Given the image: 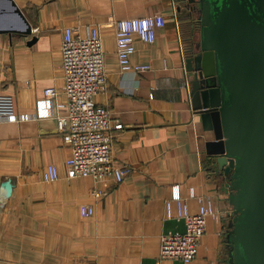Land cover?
Listing matches in <instances>:
<instances>
[{
	"label": "crops",
	"instance_id": "obj_1",
	"mask_svg": "<svg viewBox=\"0 0 264 264\" xmlns=\"http://www.w3.org/2000/svg\"><path fill=\"white\" fill-rule=\"evenodd\" d=\"M31 25L30 33L0 31V92L12 96L17 113H30L44 87L60 89L62 28L85 33L97 24L104 50L105 87L93 96L111 111L110 157L128 163L120 182L113 176H65L68 143L54 117L0 119V264H185L159 260L160 235L182 231V219H167L165 203L178 185L191 212L196 196L209 197L221 217H207L194 264H230L228 234L232 205L223 176L205 149L209 131L191 107L184 49L193 42L194 16L188 0H14ZM8 9L0 0V9ZM162 13L165 18L153 41L134 34V62L146 70H119L116 20ZM5 14H7L5 12ZM12 18V17H11ZM14 19L0 20V25ZM35 36V40H28ZM153 91L150 96L149 92ZM57 165L60 177L46 181V163ZM105 191L98 197L95 189ZM193 188L194 196H190ZM81 204L93 206L83 216Z\"/></svg>",
	"mask_w": 264,
	"mask_h": 264
},
{
	"label": "water",
	"instance_id": "obj_2",
	"mask_svg": "<svg viewBox=\"0 0 264 264\" xmlns=\"http://www.w3.org/2000/svg\"><path fill=\"white\" fill-rule=\"evenodd\" d=\"M3 1L8 9H0V16L19 26L9 22L0 31L30 33L14 0ZM187 4L197 24L193 42L184 49L185 69L191 73L189 100L201 127L209 131L205 149L232 205L228 261L264 264V0ZM9 190V179H4L0 192Z\"/></svg>",
	"mask_w": 264,
	"mask_h": 264
},
{
	"label": "built area",
	"instance_id": "obj_3",
	"mask_svg": "<svg viewBox=\"0 0 264 264\" xmlns=\"http://www.w3.org/2000/svg\"><path fill=\"white\" fill-rule=\"evenodd\" d=\"M162 13H153L117 19L115 24L116 57L119 70L141 71L151 67L148 62H134L131 55L135 50L134 34L151 42L157 29L163 26ZM61 67L64 84L61 92L64 99L57 98L60 92L55 86L44 87L36 97L34 109L30 113H17L12 96L0 92V119L19 120L23 118L54 117L56 128L70 148L65 159L68 178L91 176L97 181L113 176L120 182L131 171L128 163H117L110 157L113 129L121 128L122 122L113 121L111 111L94 101V94L105 87L104 50L102 35L97 24L89 25L83 34L75 33L71 25L62 28ZM153 95V91L149 92ZM57 165L48 162L42 169V177L52 181L60 177ZM105 193L93 190L96 197ZM190 196H194L193 188ZM198 210L191 212L188 203L180 194L178 185L172 186L171 198L165 203L167 219H182L184 229L160 235L158 259H178L185 264H194L200 239L205 232L206 219H219L220 211L214 208L212 200L196 196ZM93 206L81 204L79 212L83 216L93 213Z\"/></svg>",
	"mask_w": 264,
	"mask_h": 264
},
{
	"label": "rangeland",
	"instance_id": "obj_4",
	"mask_svg": "<svg viewBox=\"0 0 264 264\" xmlns=\"http://www.w3.org/2000/svg\"><path fill=\"white\" fill-rule=\"evenodd\" d=\"M0 20H6V17L4 15L0 16Z\"/></svg>",
	"mask_w": 264,
	"mask_h": 264
},
{
	"label": "flooded vegetation",
	"instance_id": "obj_5",
	"mask_svg": "<svg viewBox=\"0 0 264 264\" xmlns=\"http://www.w3.org/2000/svg\"><path fill=\"white\" fill-rule=\"evenodd\" d=\"M193 24H194V26H195L194 28H196V25H197V24H196L195 22H193Z\"/></svg>",
	"mask_w": 264,
	"mask_h": 264
}]
</instances>
